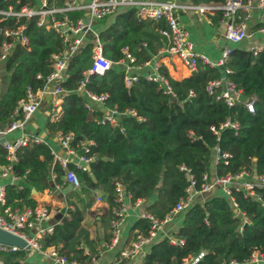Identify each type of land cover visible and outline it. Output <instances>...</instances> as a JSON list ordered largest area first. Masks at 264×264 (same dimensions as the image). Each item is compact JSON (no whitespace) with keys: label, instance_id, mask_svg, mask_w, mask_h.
Listing matches in <instances>:
<instances>
[{"label":"trees","instance_id":"trees-1","mask_svg":"<svg viewBox=\"0 0 264 264\" xmlns=\"http://www.w3.org/2000/svg\"><path fill=\"white\" fill-rule=\"evenodd\" d=\"M223 1L193 0L195 4ZM32 3L0 0V9ZM240 13L237 10L236 14ZM209 16L212 23H216L221 11L214 10ZM70 18L75 19L74 16ZM12 22L10 18L1 21L0 26ZM18 23L24 26L27 43L25 47L14 45L2 63L7 82L0 89L1 126L7 123L25 87L40 86L42 80L35 75L45 76L50 70L49 56L60 50L57 35L51 29L37 26L35 16L20 17ZM164 28L163 20L140 19L134 9L117 12L113 21L97 32L102 54L112 65L102 75L88 74L84 84L90 93L105 95L102 104H92L87 110L83 106L85 97L75 91L82 72L90 63L91 45L86 37L67 62L66 78L62 83L66 93L62 96L60 111L44 124L50 136L58 132L72 133L70 147L78 152H82L80 143L91 142L87 144V155L93 156L89 173L95 180L71 164L67 168L74 171L81 194L92 190L105 193L108 213L100 220L108 229L106 243L111 238L109 220L115 182L122 185L131 204L138 199L143 204V212L161 219L184 195L189 176L194 182L193 189H200L202 175H209L214 147L228 153L227 158L214 164L215 175H233L241 171L251 177L264 174V48L253 55L249 50L233 47L222 65L228 71L224 74L226 79L252 101V112H248L242 102L227 106L223 99L216 98L219 88L207 91V83L219 78L223 69L200 60L193 71L180 79L172 78L159 65L158 72L165 79L173 100L160 82L149 81L142 75L136 74V79L125 86L124 71L115 63L124 59L121 49L132 58L130 66H140L165 42L159 33ZM103 109L117 112L114 124L98 122ZM126 110H132L134 115L125 113ZM225 120L236 122L237 128H221ZM49 151L45 142L16 150L12 172L23 184L4 186L1 208L33 207L36 200L30 189L40 193L48 187L50 172L54 173L55 182L61 186L65 184L61 179L64 169L53 162ZM1 162L4 158L0 149ZM252 190L259 199L247 195L241 188H232L235 209L219 189L205 193L208 197L192 202L174 217L180 219L171 237L162 236L149 244L140 264H180L183 260L188 264H229L230 261L256 264L246 259L253 250L264 254V189L254 187ZM79 197L75 192L69 193L65 210L56 213L51 232L43 234L38 242L43 248L56 247L67 261L94 264V258L103 247L94 249V240L89 238L83 225L85 209L90 203L82 204ZM243 218L246 223L242 222ZM148 228L149 220L138 217L129 228V234L132 238L137 233L144 235ZM169 238L181 240L182 244L171 243ZM199 253L202 254L197 257ZM27 255L17 249L1 256L3 264H41L29 261Z\"/></svg>","mask_w":264,"mask_h":264},{"label":"built area","instance_id":"built-area-1","mask_svg":"<svg viewBox=\"0 0 264 264\" xmlns=\"http://www.w3.org/2000/svg\"><path fill=\"white\" fill-rule=\"evenodd\" d=\"M7 1V0H1ZM27 3L34 0H26ZM208 4V3H207ZM200 4L196 6H187L169 0H87L85 3L77 4V0H62L61 4L55 8H49L46 0H38L36 7L28 4L19 7L7 5L5 9H0V22L12 18L11 25L0 26V63L9 56L14 45L18 44L25 47L27 39L23 34V24L18 23L20 17L29 18L36 17V25L45 29H51L60 40V50L52 53L49 56L50 70L45 76L39 74L35 78L41 79L40 86L33 88L26 86L22 98L16 101L14 108L8 115L7 123L0 125V148L3 151L4 162L0 164V176L9 178L10 183L17 180L18 177L12 172V165L16 161L15 152L17 149L32 144L42 142V139L29 131L25 130L28 121L36 112L44 100H49L51 112L56 115L58 107L62 101L63 94L66 93L62 87V83L66 78V67L69 58L74 55L79 47L83 44L86 37H89L90 42V63L82 72V79L79 80L75 91L82 94L85 99L83 106L89 110L91 105H100L105 97L104 94L95 95L84 88L86 77L88 74L102 75L112 65V62L102 54L101 43L98 40L96 32L92 29V22L99 21L116 12L134 9L135 15L138 18L150 20H163L165 28L159 30L160 35L165 39V45L162 49L166 55L176 57L180 63L188 70L193 71L196 67L197 60L210 66L223 65L227 59L231 47L225 46L220 51V56L215 62L209 61L205 56L199 54L189 40L186 31L179 23L177 12L185 9H194L199 13L213 12L214 10L221 11V22L223 25L222 36L226 43L237 44L243 40H248L252 37L251 32L247 28V23L251 16V9L255 7L259 11L258 20L260 27L259 32H264V0H255L252 6V0H246L242 3L240 0H224L218 6ZM74 10H84L85 18L70 19L67 13ZM237 10H240V15H237ZM54 14H59V18H55ZM264 47L252 46L249 51L252 54L258 53ZM121 52L124 54L123 63V83L128 86L136 79V74L130 72L129 62L132 58L123 48ZM120 61V62H121ZM121 62V63H122ZM159 65H153V73L144 75V78L149 81H158L164 88V91L169 93V87L158 72ZM223 72L219 78L211 80L206 85V90L211 91L212 88H219L220 92L216 98L223 99L227 106H233L237 102H242L244 108L248 112L253 111L252 101L244 98L239 101L240 91L235 87L234 83L226 79L225 75L228 71L222 68ZM1 85V77H0ZM125 113L134 115L132 110H126ZM117 112L114 110L103 109L101 116L98 119L99 123L114 124L116 121ZM220 127H229L236 129L237 123L234 121L225 120ZM211 131L214 129L211 127ZM17 132V135L14 133ZM54 138L57 145L64 149L65 156L57 154L56 151L50 148V155L53 162L64 169L62 179L69 183L72 188H79L78 180L72 169L67 168L71 164L75 169L87 172L89 174V164L93 160V156L87 155V144L91 142H82L79 147L82 152L70 147L72 133H55ZM228 153L221 152L217 147L213 148V159L216 163L219 159H225ZM53 172H50L52 182L51 191L59 192L61 185L54 180ZM189 184L184 190V195L179 197L171 209L161 218L157 219L145 212H140L138 217L149 220V228L146 234L137 233L129 243V246L120 252L122 258H133L143 253L146 246L152 243L157 238L161 237L160 233L162 226L170 222L176 215L185 210L192 202L193 197L200 193H209L215 189H219L228 199L231 206L235 209L236 204L231 194L232 188L243 189L247 195L253 196L256 199L259 197L253 192L254 187L264 189V174L250 176L247 172L241 171L233 175H202V185L199 190L193 189V179L188 177ZM96 200L100 198L96 196ZM127 200L128 195L124 192L122 185L119 182L114 183V197L112 199L113 206L111 207V218L109 227L111 229L110 241L106 247H113L119 239L121 227L127 215ZM4 202V189L0 187V229L16 235L23 239L29 246V253L34 252L47 260V264H78L75 261H67L57 251L56 247L48 246L41 247L38 239L43 235L51 232L52 224L46 223L50 218L51 211L45 205L36 204L33 207H27L21 210L1 208ZM133 205L139 206L140 200H136ZM246 223V219H242ZM33 234L29 233V229H33ZM171 243L182 244L181 240L169 238ZM14 246L0 244V264H3L2 254L17 250ZM22 250V249H19ZM199 253L197 257H200ZM194 258L193 261H196ZM246 262L264 264V254L258 250H253ZM180 264H188L183 260ZM229 264H235L230 261Z\"/></svg>","mask_w":264,"mask_h":264},{"label":"crops","instance_id":"crops-1","mask_svg":"<svg viewBox=\"0 0 264 264\" xmlns=\"http://www.w3.org/2000/svg\"><path fill=\"white\" fill-rule=\"evenodd\" d=\"M47 6L49 8H55L61 4L62 0H46ZM175 1L182 5L187 6H196L200 4H195L193 0H169ZM254 1L252 0V6H254ZM32 6L36 7L38 5V0L32 1ZM87 0H77V4L85 3ZM207 4V3H206ZM220 3L209 2L207 5L211 6H218ZM117 13V12H116ZM109 15L99 21L92 22V29L96 32L108 26L114 18V15ZM213 13V12H212ZM211 12H202L199 13L194 9H185L180 10L177 12L179 23L182 25L184 30L187 33L189 40L193 43L194 49L201 55L205 56L209 61L215 62L220 56V51L225 46H229L231 48L237 47L240 49L249 50L252 46H259L264 47V32H259L258 28L260 27V23L258 20L259 11L253 7L251 9V16L247 23V28L251 32L252 37L248 40H243L237 44H228L224 40L222 36V22L219 20L216 23H212V20L209 15L212 14ZM74 16L76 18H85V11L84 10H74L67 13V17L70 18ZM55 18H59V14H54ZM71 19V18H70ZM165 45L163 42L162 46L157 48L155 54H151L150 58L143 62L140 66H131L130 72L137 75H144L148 73H153V65L157 63L158 65H162L169 76L174 79H180L189 74V71L180 63V61L170 55H166L162 52V49ZM123 49V48H122ZM118 60L115 62L121 68H123V63ZM114 63V64H115ZM113 64V65H114ZM0 77H1V85L0 89L2 90L7 82V75L3 70V65L0 63ZM58 112L60 111V105L58 107ZM55 115L51 112V105L49 100H44L43 103L39 106L36 112L32 115L31 119L28 121L25 130L31 132L32 134L38 135L42 142L47 143L49 148L53 149L57 152V154L61 156H65L64 149L60 148L57 145V142L54 136H50L45 132L44 124L46 120H52ZM17 135V132L14 133ZM1 149V148H0ZM2 163V162H1ZM0 163V164H1ZM214 159L212 155V162H211V169L209 171V175H214ZM62 179V178H61ZM63 180V179H62ZM64 181V180H63ZM47 182L49 186L44 188L40 193L35 192L34 189H30V193L33 195L34 199L36 200V204L45 205L50 209L51 215L50 218L47 220L46 223L53 224L52 222L55 219V215L58 212H63L67 206V197L70 192H75L79 195V200L82 204L90 203L89 206L86 207L85 211L86 214L83 219V225L88 231L89 238L94 240V249L99 250L103 247V250H99L98 256L94 258V264H140L142 256L144 252L148 249L146 246L143 250L141 255H138L133 258H122L120 256V252L126 249L129 246L130 241L132 240V236L129 234V228L133 224L140 212H142L143 204L140 202L139 206H134L127 200V215L125 217V221L121 227L120 236L118 242L113 247H106V237L108 235L107 227L102 226V222L100 220L101 216L105 217L108 213V206L106 202L105 193L100 190H92L89 191L88 194L80 192L79 188H72L69 183H66L61 186V190L59 192L51 191V179L50 174L47 177ZM6 184H14L17 187H20L23 182L21 178L18 177L17 180L10 183L9 178H4L0 176V187H3ZM214 192V191H212ZM217 191H215L216 193ZM90 196L91 198H88ZM96 196L100 198V201L96 200ZM208 195L205 193L196 194L193 197V202H201L204 200ZM91 199V200H89ZM35 204V205H36ZM69 207H72L69 205ZM23 208H14V209H24ZM104 219V218H102ZM180 217H176L172 219L170 222L165 223L162 226V230L160 236H167L171 237V235L176 231L179 225ZM34 228L29 229V233L33 234ZM86 251V249H85ZM87 252V251H86ZM27 258L29 261L47 264V260L42 258L39 254L31 252L28 253Z\"/></svg>","mask_w":264,"mask_h":264},{"label":"water","instance_id":"water-1","mask_svg":"<svg viewBox=\"0 0 264 264\" xmlns=\"http://www.w3.org/2000/svg\"><path fill=\"white\" fill-rule=\"evenodd\" d=\"M218 69H222V66L219 65L217 66ZM168 96L170 98V100H173L174 97L172 94L168 93ZM245 96L244 95H240L239 97V101L244 100ZM89 177L92 181H94V177L91 173H89ZM0 244L3 245H7V246H14L18 249H22L25 253H29V246L27 245V243L21 239L20 237L13 235L11 233H8L2 229H0Z\"/></svg>","mask_w":264,"mask_h":264}]
</instances>
